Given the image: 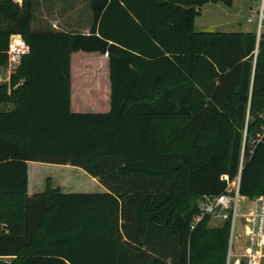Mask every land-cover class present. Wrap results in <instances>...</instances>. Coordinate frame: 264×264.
<instances>
[{
    "label": "trees",
    "instance_id": "16d2710c",
    "mask_svg": "<svg viewBox=\"0 0 264 264\" xmlns=\"http://www.w3.org/2000/svg\"><path fill=\"white\" fill-rule=\"evenodd\" d=\"M208 2L233 0H89L83 33L33 29L35 0H0V69L10 34L28 47L0 84L9 264H226L230 217L192 221L239 172L241 196L264 194V34L195 31ZM79 50L107 53V112L70 109ZM29 161L78 166L106 191L29 196Z\"/></svg>",
    "mask_w": 264,
    "mask_h": 264
},
{
    "label": "rangeland",
    "instance_id": "374dc122",
    "mask_svg": "<svg viewBox=\"0 0 264 264\" xmlns=\"http://www.w3.org/2000/svg\"><path fill=\"white\" fill-rule=\"evenodd\" d=\"M259 0H233L230 6H226L220 2L204 4L201 6L199 15L195 20V30L196 31H223V32H254L256 34L257 30V15L255 13ZM23 6V5H22ZM22 6H19L22 8ZM252 17V20L250 18ZM79 21L77 23L76 21ZM91 12L89 8V0H35L33 7V19L32 28L33 29H65V30H76V31H88L91 24ZM75 22V23H74ZM74 23V24H73ZM78 24V26H76ZM75 25V26H74ZM74 26V27H73ZM86 26V27H84ZM259 41V40H258ZM258 47V43H257ZM257 51V49H256ZM72 68L76 69L79 67H93L101 66V57L96 54L86 53L80 55L79 53L73 54L71 57ZM6 66V65H5ZM5 68V67H4ZM17 68V67H16ZM15 68V69H16ZM14 69V71H15ZM14 71H11L14 72ZM10 73V74H11ZM10 77V76H9ZM77 79V78H76ZM7 81V82H6ZM1 83H9L8 79L0 81ZM89 85V84H88ZM93 86H90V88ZM84 105L81 106L79 111L82 112H93L95 111V100L92 93L84 96L78 100ZM11 104L4 102L0 104V109H9ZM75 109V108H74ZM98 111V110H96ZM248 118V117H247ZM48 166H41L42 171L39 174L40 181H44V186L42 188H52L65 191L64 185L70 186H81L84 184L85 188L94 187L90 183L89 177L85 175L83 171L78 166L70 164H55L46 163ZM88 174V173H87ZM89 175V174H88ZM38 178L37 175L34 178L35 186ZM93 189V188H88ZM230 189V186L229 188ZM80 190H85L80 189ZM89 190V191H90ZM44 191V190H43ZM96 191V190H93ZM250 201L247 198L239 201V211H247L249 209ZM224 213V210H222ZM208 226L214 227L221 224L223 220L219 219L216 215H209ZM243 224L238 218L236 220L235 227V240H233L232 253H239L241 242L244 240ZM11 262V261H10ZM9 262V263H10ZM8 263V264H9ZM0 264H4L1 263Z\"/></svg>",
    "mask_w": 264,
    "mask_h": 264
},
{
    "label": "built area",
    "instance_id": "2783aa9c",
    "mask_svg": "<svg viewBox=\"0 0 264 264\" xmlns=\"http://www.w3.org/2000/svg\"><path fill=\"white\" fill-rule=\"evenodd\" d=\"M17 6H22L25 0H11ZM257 30L256 35L260 40L264 34V0H259L256 11ZM252 20V17L250 18ZM28 51L20 33H12L9 36L8 48L6 50V66L4 68L5 78L0 69V81L9 80L11 71L19 65L21 58ZM257 51H255L256 54ZM239 175L230 181L224 192L218 195H203L198 200L199 212L194 216L192 228L206 215H217L219 219L225 220L230 217V235L228 239V250L226 264H263L264 260V194L254 197H243L239 194ZM230 186V189H228ZM249 199V209L239 211V201ZM224 210V213L223 211ZM240 219L243 224L244 240L240 245L239 253H232L233 240H235L236 220Z\"/></svg>",
    "mask_w": 264,
    "mask_h": 264
},
{
    "label": "crops",
    "instance_id": "0c3cea01",
    "mask_svg": "<svg viewBox=\"0 0 264 264\" xmlns=\"http://www.w3.org/2000/svg\"><path fill=\"white\" fill-rule=\"evenodd\" d=\"M200 9L201 7L199 8V12H200ZM76 22L79 23L78 20ZM195 23L196 22H194V26H195ZM76 26H78V24ZM81 32L88 33V31H85V32L81 31ZM242 32H247V31H242ZM76 53H79L80 55L86 54V53L99 55L101 57L102 62L104 63L102 66L100 64L99 66H93V67L85 66V67H79L76 69L72 68V65H71V68H70V109L74 112H82V111H79L80 109L78 108H80L84 104L82 102H79L78 100L83 98L84 96H87L91 92L95 100V104L93 105V107H95L94 109L95 111L93 112L109 111L111 82L109 78L107 53L102 54L99 52H84V51L79 50V51L73 52L71 54V57L73 54H76ZM90 86H93V87L90 88ZM41 166H48V165L45 163L36 162V161L28 162V190H27V193L29 196L33 195L34 193L42 192L44 190V188H42V186H44V181L43 180L40 181L39 179L40 172H43ZM80 169L81 171L85 173V175H87V177H89L90 183L92 184V186H97V188L96 189H94V187L85 188L84 184L78 187L62 184V187L66 188V189H63L65 191H62V192H103V191H106V188L96 178L88 175L87 172H85L82 168ZM36 175L38 178L37 186H35L34 184V178L36 177ZM83 188L85 190L83 191L80 190ZM88 188H93V189L90 190ZM93 190H96V191H93ZM12 259H13V256H6V255L0 256V262L4 264H8Z\"/></svg>",
    "mask_w": 264,
    "mask_h": 264
},
{
    "label": "water",
    "instance_id": "95a60500",
    "mask_svg": "<svg viewBox=\"0 0 264 264\" xmlns=\"http://www.w3.org/2000/svg\"><path fill=\"white\" fill-rule=\"evenodd\" d=\"M256 37H257V35H256ZM257 41H258V37H257ZM1 73H2L3 78H5L4 68H1ZM239 179H240V172H239Z\"/></svg>",
    "mask_w": 264,
    "mask_h": 264
}]
</instances>
